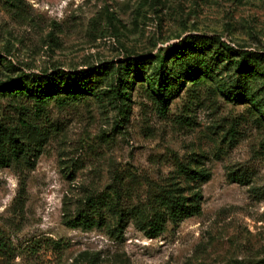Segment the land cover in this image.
<instances>
[{"label":"rangeland","instance_id":"rangeland-1","mask_svg":"<svg viewBox=\"0 0 264 264\" xmlns=\"http://www.w3.org/2000/svg\"><path fill=\"white\" fill-rule=\"evenodd\" d=\"M191 35L264 54V0H0V84L106 66L75 101L0 91V135L23 144L0 157V264H264V60L243 72L215 45L194 55L207 74L176 81L181 60L159 56ZM148 55L117 97L119 61ZM158 75L177 84L166 109ZM177 188L201 194V213L170 217ZM156 214L165 230L149 238Z\"/></svg>","mask_w":264,"mask_h":264},{"label":"trees","instance_id":"trees-1","mask_svg":"<svg viewBox=\"0 0 264 264\" xmlns=\"http://www.w3.org/2000/svg\"><path fill=\"white\" fill-rule=\"evenodd\" d=\"M218 45L229 54L236 56L239 62V69L243 72L254 69V65L264 60V54L252 52L248 50H240L230 46L225 41L221 40L219 35H214L209 38L191 35L182 45H178L171 50H162L160 53L161 64H169L173 57L181 60V65L170 67L171 74H175L176 81L186 79L188 81L198 82L200 77L207 74V71L202 68L201 63L194 60L195 54L209 53L211 49ZM157 56L148 55L142 58H125L120 60V65L117 66L116 84H113L114 93L117 97L127 98V91L123 90V86L129 83L131 76L141 77L145 70L151 65ZM114 65V64H113ZM105 71L106 66L95 67L93 70L82 69L76 72H67L59 69L46 76L31 74H22L15 79L0 84V91L9 95L29 94L35 98L36 102H47L49 99L56 97L58 100H78L84 95H96L95 81L98 76ZM129 76V77H128ZM59 77V81H56ZM94 77H96L94 79ZM170 76L165 78L157 76L158 87L155 93L163 109L167 108L171 95L176 91V85L170 82ZM63 95V96H62ZM24 139L33 143L36 147H41L48 138V134L39 130L37 126L27 127L23 134ZM6 138L0 135V157L9 156L17 157L18 153L23 150L22 142L11 141L9 147H6ZM193 177H200L204 180L209 178V173L192 172ZM241 181V178H237ZM162 203L169 208V215L175 220H182L187 217L198 215L201 213V194L197 193L193 197L186 198L180 192L179 188L175 191L168 190L162 199ZM120 227H123L127 222L125 213L119 210ZM93 220L88 218L78 217V222L75 220L70 222V225H83L90 227ZM167 223V217L161 214H156L152 218L141 223L140 227L144 234L149 238L159 236L164 230ZM6 249V246L0 242V250Z\"/></svg>","mask_w":264,"mask_h":264}]
</instances>
